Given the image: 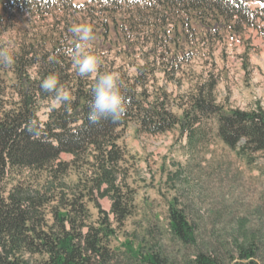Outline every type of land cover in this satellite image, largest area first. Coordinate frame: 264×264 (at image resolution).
<instances>
[{"label":"trees","instance_id":"obj_1","mask_svg":"<svg viewBox=\"0 0 264 264\" xmlns=\"http://www.w3.org/2000/svg\"><path fill=\"white\" fill-rule=\"evenodd\" d=\"M252 1L261 2V6L252 9ZM7 13L13 18H31L27 21L40 25L32 27L36 33L30 27L22 28L18 50L10 52L13 61L9 69L0 64V78L3 72L15 79L10 86L1 87L0 83V264H117L121 251L112 249L109 242L135 209L134 191L126 183V175L120 173L124 152L118 140L133 118L141 123L138 131L143 127L158 134L178 129L181 137H188L190 148L205 137L201 124L209 118L216 122L217 137L239 154L249 157L264 151V108L260 104L251 110L219 104L214 93L217 80L210 72L180 105L182 114L175 115L168 109L167 100L150 102L145 89L136 92V86L147 83L142 76L153 72L150 61L138 67L134 83L121 81L123 94L129 100L123 119L90 125L92 89L100 75L111 71L103 74L101 67L96 78H81L68 58L77 40L69 52L61 47L62 42L76 39L69 16L79 14L75 22L91 25L99 42L112 43L114 31L115 48L121 51L134 50L141 44L146 29L149 35L144 37L143 46L150 44L148 52L165 58L158 53L160 46L179 51L184 44L193 42L195 36H189L201 29L203 43L213 53L216 44L224 40V32L234 35L254 27L264 34V0H89L82 7L72 0H6L0 9V28ZM182 13L186 17H179ZM50 18L52 26L43 24ZM169 23L173 24L171 30L167 29ZM48 39L52 47L46 50ZM196 50L191 47V54ZM178 51L171 64L178 60ZM33 67L37 68L35 76ZM54 74L60 85L72 93L73 102L52 108L48 120L41 123L40 102L55 99L54 94L43 91L41 84ZM8 88L15 92L17 101L6 100ZM64 153L73 158L63 160ZM24 171L45 172L43 183L16 178L8 190V177L13 173L20 176ZM72 171L77 181L68 184L64 177ZM59 180L62 188L53 187ZM97 194L111 199L110 212L96 201ZM86 200L94 202L98 210L96 222L89 221ZM45 208H50L52 222ZM169 225L174 237L187 244L196 243L194 227L174 202L169 203ZM123 246L129 259L138 264H167L158 253H143L130 240H125ZM186 264L222 263L201 251ZM230 264H260L257 246L239 244L238 254Z\"/></svg>","mask_w":264,"mask_h":264},{"label":"rangeland","instance_id":"obj_2","mask_svg":"<svg viewBox=\"0 0 264 264\" xmlns=\"http://www.w3.org/2000/svg\"><path fill=\"white\" fill-rule=\"evenodd\" d=\"M72 1L74 5L82 7L89 0ZM4 2L0 0V9ZM9 14L5 15L1 24L0 50L6 47L14 53L22 41L19 31L30 27L36 33L32 27L40 24L28 22L27 19H31L28 17L17 15L13 18ZM77 15L69 16L74 26H78L75 21L80 15ZM182 16H186V13L179 17ZM53 22L50 18L43 24L52 26ZM144 30L141 44L128 53L115 48L114 31L111 34L114 39L112 43L99 42L95 35L89 51L102 56L103 74L107 71L118 73L124 84L131 85L139 74L138 67L150 61L153 72L149 71L147 77L142 76L147 83L136 86V92L145 89L147 101L150 102L167 100L168 109L175 115L182 114L180 105L186 102L197 83L209 77L210 72L217 80L214 93L219 104L229 109L251 110L258 104L264 108V34L259 29L247 27L234 36L230 35L231 32H224V40L216 44L213 53L203 43L200 29L189 36L196 39L184 44L182 50L160 46L158 53L165 55V58L148 52L150 44L143 46L146 41L144 37L149 35ZM75 41L70 39L64 44L61 40V47H66L69 52ZM110 45L114 48L110 49ZM51 47L52 42L46 40V50ZM191 47L197 48L192 54ZM176 51L178 60L171 64ZM68 58L75 70L72 56L68 55ZM2 65L9 69V65ZM36 70V67L31 69L33 76ZM14 81L12 74L2 72L1 87L10 86ZM7 91L6 100L9 103L17 101L15 92L11 88ZM59 105L53 98L41 101L38 109L41 123L46 122L52 108ZM145 105L148 106V103ZM140 128L141 123L133 118L118 140L124 152L120 173L126 175V183L134 191L135 209L117 236L110 239V247L122 254L116 263L138 264L125 253L123 243L130 240L134 247L143 249V253H158L166 259L167 264H186L201 251L216 256L222 264H230L232 257L238 254L239 244L253 243L258 249L259 263L264 264V151L249 157L239 154L217 137L216 122L209 118L202 120L201 124L205 137L191 148L188 137H181L178 129L152 134L143 127L138 131ZM72 158L70 154L62 155L65 161ZM45 175V172L39 171H24L20 176L13 173L5 185L8 190L11 189L16 178H25L32 184L38 181L43 183ZM64 178V182L74 184L77 174L72 171ZM53 187L62 188L61 181L55 182ZM96 197L105 210L111 211L108 196L102 198L97 194ZM86 201L91 213L89 221L96 222L98 210L94 202ZM171 202L184 211L194 227L196 243L187 244L170 232ZM45 210L52 222L50 208Z\"/></svg>","mask_w":264,"mask_h":264},{"label":"clouds","instance_id":"obj_3","mask_svg":"<svg viewBox=\"0 0 264 264\" xmlns=\"http://www.w3.org/2000/svg\"><path fill=\"white\" fill-rule=\"evenodd\" d=\"M72 33L77 40L72 56L77 75L81 78H96L103 65L100 55L89 51L91 42L94 41V29L91 25L82 24L74 26ZM13 57L8 48L0 50V64L10 65ZM44 92L54 94L55 100L60 105H69L73 102L72 93L60 85L58 75H49L41 84ZM93 100L89 103L88 122L90 125H100L103 121L118 123L126 115L129 100L123 94L121 77L118 73L100 75L92 89Z\"/></svg>","mask_w":264,"mask_h":264}]
</instances>
